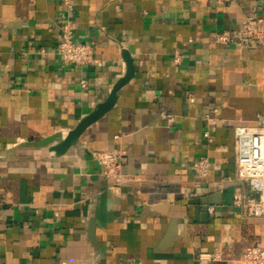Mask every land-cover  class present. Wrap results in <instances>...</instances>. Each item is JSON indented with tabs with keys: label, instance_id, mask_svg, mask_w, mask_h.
<instances>
[{
	"label": "crops",
	"instance_id": "1",
	"mask_svg": "<svg viewBox=\"0 0 264 264\" xmlns=\"http://www.w3.org/2000/svg\"><path fill=\"white\" fill-rule=\"evenodd\" d=\"M70 4L0 0V264H245L247 247L264 248V216L233 203L249 194L234 128L264 120V44L215 35L236 40L264 0ZM68 20L92 46L84 68L58 54ZM129 71L114 104L60 147ZM111 149L126 151L118 183L92 156ZM201 156L207 179L192 167Z\"/></svg>",
	"mask_w": 264,
	"mask_h": 264
},
{
	"label": "built area",
	"instance_id": "2",
	"mask_svg": "<svg viewBox=\"0 0 264 264\" xmlns=\"http://www.w3.org/2000/svg\"><path fill=\"white\" fill-rule=\"evenodd\" d=\"M225 0H216L222 3ZM64 5L71 7L70 0H63ZM215 41L221 44H231L242 47H255L264 44V15L254 12L246 13L243 23L237 32V39L228 31L215 35ZM58 54L62 61L79 68H84L94 62L93 49L88 43L78 41L71 22L65 21L61 26V38L57 45ZM179 56L175 55V61ZM85 85V81H81ZM193 101V97H189ZM208 137L207 132L204 133ZM235 137V180L248 187L246 195L237 189L233 195V203L239 207L245 218H259L264 216V120H258L252 125H238L234 128ZM93 158L100 166L101 174L112 179L114 183L121 180V169L126 151L111 149L95 151ZM199 179H207L210 173V162L201 156L192 164ZM201 259L217 260V252L201 254ZM245 264H264V248L259 246L247 247L240 257Z\"/></svg>",
	"mask_w": 264,
	"mask_h": 264
},
{
	"label": "water",
	"instance_id": "3",
	"mask_svg": "<svg viewBox=\"0 0 264 264\" xmlns=\"http://www.w3.org/2000/svg\"><path fill=\"white\" fill-rule=\"evenodd\" d=\"M130 78V71L127 73L126 77L117 83L106 100L102 103H100L95 111H93L90 115H88L86 118H84L64 139L63 143L60 145V147L65 148L68 145H70L73 141H75L78 136L81 134V132L94 120L99 118L104 112H106L115 102L116 100V94L119 88L126 83V81ZM200 209V208H199Z\"/></svg>",
	"mask_w": 264,
	"mask_h": 264
}]
</instances>
